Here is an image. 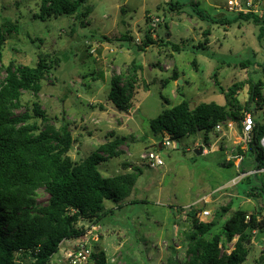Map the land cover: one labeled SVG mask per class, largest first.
I'll list each match as a JSON object with an SVG mask.
<instances>
[{
  "label": "rangeland",
  "instance_id": "rangeland-1",
  "mask_svg": "<svg viewBox=\"0 0 264 264\" xmlns=\"http://www.w3.org/2000/svg\"><path fill=\"white\" fill-rule=\"evenodd\" d=\"M229 1L87 0L82 9L83 13L88 12L87 17L62 16L41 21L35 17L40 0H0V28L10 24L17 27L7 34L0 83L6 77L9 63L35 67L44 58L52 66L41 82L40 92L36 95L22 92L20 106L13 109V114L19 116L26 111L31 114L35 103L47 116L46 124L55 128L68 124L74 139L68 156L73 162L95 152L111 132L122 137L133 136L122 147V157L98 167L103 176L121 173L123 163L139 168L141 174L132 194L119 208L105 202L107 214L99 224L81 221L77 225L86 232L95 227L92 249L103 250L108 264H182L186 238L192 230L187 217L191 208L210 213L209 219L215 223L211 235L219 233L221 225L238 209L256 213L264 221V194L261 198L249 194L252 175L232 190L208 194L239 173L254 170L248 153L233 145L236 137L231 141L232 154L228 151L226 155L224 149L200 156L186 150L193 138L180 140L175 149H157L149 138L150 120L183 100H188L192 107L200 103L224 105L219 88L227 92L233 85L241 84L236 98L242 109L249 99L250 81L264 83V24L234 22L236 13L241 12H252L264 19V0H252L250 7L248 0H238L237 11L229 10ZM194 5L212 21L233 22L228 26L201 21L195 15ZM153 20L155 29H150ZM207 29L210 35L205 42L203 32ZM122 35L129 42L118 41ZM146 36L155 44L148 45L144 52L137 51L135 47L143 46ZM162 41L178 45L180 52L161 46ZM202 44L205 50L198 48ZM133 61L142 70L137 74L132 112L127 116L118 113L107 96L111 79L128 74ZM245 62H250L246 68L242 65ZM174 73L177 81H170ZM248 108L255 120L264 122V87L261 102L250 103ZM29 123H36L40 130L44 126L36 118ZM232 124L234 134L239 128ZM151 151L163 159L162 168L150 169L142 159ZM233 156L242 157L241 162ZM260 178L264 181V175ZM36 194V203L44 205L47 194L43 189ZM204 194L208 196L202 203L197 198ZM80 239L62 242L49 264H68L67 254ZM231 248L229 245L226 250L229 252ZM242 264H264V228L255 233Z\"/></svg>",
  "mask_w": 264,
  "mask_h": 264
},
{
  "label": "trees",
  "instance_id": "trees-1",
  "mask_svg": "<svg viewBox=\"0 0 264 264\" xmlns=\"http://www.w3.org/2000/svg\"><path fill=\"white\" fill-rule=\"evenodd\" d=\"M86 3L87 0H40L39 13L35 17L41 21L62 16L87 17L88 12H82ZM171 6L181 7L177 4ZM193 7L195 15L206 23L229 26L233 22L212 21L206 13L197 10L196 5ZM236 15L234 22L264 24L263 17L252 12ZM16 28L13 24L0 28V66L7 34ZM203 35L206 42L210 30ZM129 40L122 35L118 41L127 43ZM146 40L143 46H136L135 49L144 52L148 45L155 44L148 36ZM160 44L174 53L181 50L169 41ZM192 65H196V61ZM242 65L246 68L250 62ZM51 68V62L44 58H40L35 67L9 63L5 68L6 77L0 83V264H19L20 259L23 261L20 264H49L62 242L84 236L86 229L78 227L79 222L99 224L107 214L104 203L109 201L119 208L132 194L141 174L139 168H133L129 163H123L122 172L111 176H103L98 170L101 164L122 157V147L127 146L128 139H133V136L122 137L111 132L95 152L79 162H73L68 156L74 143L68 124L62 123L57 128L46 124L47 116L35 103L31 114L27 111L19 116L13 114V109L20 106L22 92L38 94L41 82L50 74ZM141 70V65L133 61L128 74L111 79L107 100L118 113L128 114L131 111L138 85L137 74ZM173 75L169 80L177 81L175 73ZM241 86L235 84L227 92L218 87L224 96V105L200 103L192 107L188 100H183L163 110L150 120L149 138L157 143L162 141L164 134H168L175 142L185 138L196 141L199 133L201 139L208 140L219 123L229 120L238 125L243 112H249L248 105L261 102L264 83L250 81L249 99L242 109L236 98ZM250 114L254 117L253 112ZM34 118L44 123L43 129L40 130L36 123H29ZM263 135L264 122L255 120L253 141L243 152L253 160L254 170H260L263 165L259 147V139ZM146 136L144 139L148 138ZM128 168L131 172L124 171ZM260 176L253 175L252 183L248 185L252 197L261 198L264 194V181ZM39 189H43L48 196L44 205L36 203ZM198 213L199 210L192 208L187 213L192 230L186 238L182 264L244 263L255 233L264 228V221L258 219L259 215L238 209L221 225L219 233L211 235L215 223L210 217L199 218ZM229 245L232 248L228 252ZM91 263L108 264L106 253L94 248L88 264Z\"/></svg>",
  "mask_w": 264,
  "mask_h": 264
},
{
  "label": "built area",
  "instance_id": "built-area-1",
  "mask_svg": "<svg viewBox=\"0 0 264 264\" xmlns=\"http://www.w3.org/2000/svg\"><path fill=\"white\" fill-rule=\"evenodd\" d=\"M252 0H248L249 7L252 5ZM229 10H234L240 8L238 0H231L228 2ZM149 28L155 29V20L150 22ZM234 123V122H232ZM231 123V121H226L223 123H219L216 125L213 133L210 135L208 140L204 139H197L195 141V145L193 149L200 148L201 149V155H209L212 153H215L217 151H220L222 146L225 149H228L227 146H224V140H226V133L234 130V125ZM239 130L236 133L238 135L237 141L233 142V145L235 147L240 146V150L243 152H246L251 145L253 141V129L255 126V119L254 117L249 113H243L242 118L239 121ZM235 132V131H234ZM156 145L160 146V148H178L177 142L173 141L168 134H164V137L161 142H157ZM259 147L262 150V168L260 170H253L249 173H239V175L232 179L229 183L225 184L224 186L218 188L212 193H219L222 192L225 189H234L238 183H240L244 178L250 175H264V135L259 139ZM233 147H231L232 150ZM231 150L229 151L230 154ZM142 156V155H141ZM140 156V157H141ZM233 158L237 159L239 162H241L242 157L240 156H233ZM142 159H144L146 165L150 169H159L164 166V161L160 157V155L157 152L151 151L148 152L146 155L142 156ZM230 192V190H229ZM200 202L205 203L206 199L203 197ZM198 205V202L196 203V206ZM199 218H206L210 216V213L208 211H201L197 215ZM96 231L95 227H92L90 230L85 232L84 236L81 237L80 240H78L75 245L72 246L71 250L69 251V255L67 254V263L68 264H88L90 261L91 254L93 252L92 249V241L94 240L93 237H95ZM65 242V241H64Z\"/></svg>",
  "mask_w": 264,
  "mask_h": 264
},
{
  "label": "crops",
  "instance_id": "crops-1",
  "mask_svg": "<svg viewBox=\"0 0 264 264\" xmlns=\"http://www.w3.org/2000/svg\"><path fill=\"white\" fill-rule=\"evenodd\" d=\"M208 28H209V27H208ZM207 30H209V29H207ZM131 112H132V111H131ZM130 115H131V113H128V114H127V116H130ZM236 133H237L236 131L234 132V134H233V132H231V131H229V132L226 133L227 137H226V140H224V144H223L224 146H227V148H228V149H226L227 151L224 152V153H226V155H227V152L231 150V147H232V146H231L232 137H234V138H235V137H236V138L238 137V135L236 136ZM232 134H233L234 136H232ZM151 141H152V140H151ZM196 141H197V139H196ZM152 142L155 144L154 141H152ZM194 145H195V141H194V139H193V141H192L189 145H188V144L186 145V150H187V151H191V150H193ZM224 149H225V148L222 146V148H221L220 150L223 152ZM141 155H142V154L139 155V158H140ZM130 166L133 167V166L131 165V163H130ZM235 167H238L237 164L235 165ZM130 170H131V168H128V169H127V172L130 171ZM231 180H232V179H231ZM231 180H230V181H231ZM225 184H226V183H225ZM225 184H222V185L216 187L215 189H212L208 194L214 192L215 190H217L218 188L224 186ZM208 194H204L202 197H201V196L198 197L197 200L199 201V199H202L203 197L208 196ZM224 195H225V194H223V196H224ZM228 195H229V194H228Z\"/></svg>",
  "mask_w": 264,
  "mask_h": 264
},
{
  "label": "water",
  "instance_id": "water-1",
  "mask_svg": "<svg viewBox=\"0 0 264 264\" xmlns=\"http://www.w3.org/2000/svg\"><path fill=\"white\" fill-rule=\"evenodd\" d=\"M200 136H199V133H197V139H199ZM160 149V148H159ZM193 153L196 155V156H200L201 155V149L200 148H197V149H193Z\"/></svg>",
  "mask_w": 264,
  "mask_h": 264
},
{
  "label": "clouds",
  "instance_id": "clouds-1",
  "mask_svg": "<svg viewBox=\"0 0 264 264\" xmlns=\"http://www.w3.org/2000/svg\"><path fill=\"white\" fill-rule=\"evenodd\" d=\"M158 148H160V146H158ZM161 149V148H160Z\"/></svg>",
  "mask_w": 264,
  "mask_h": 264
}]
</instances>
